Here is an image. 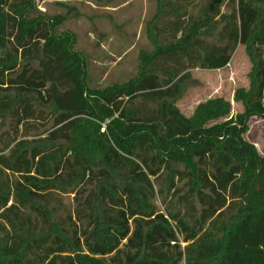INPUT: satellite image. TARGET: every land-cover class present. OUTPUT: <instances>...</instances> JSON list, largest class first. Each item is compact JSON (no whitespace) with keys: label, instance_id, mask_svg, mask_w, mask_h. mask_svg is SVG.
Returning <instances> with one entry per match:
<instances>
[{"label":"trees","instance_id":"1","mask_svg":"<svg viewBox=\"0 0 264 264\" xmlns=\"http://www.w3.org/2000/svg\"><path fill=\"white\" fill-rule=\"evenodd\" d=\"M38 1L0 0V127L40 131L0 148V264H264V155L245 136L264 118V0H157L152 49L106 87L63 29L79 8ZM239 45L243 111L219 96L185 115L191 69Z\"/></svg>","mask_w":264,"mask_h":264},{"label":"rangeland","instance_id":"2","mask_svg":"<svg viewBox=\"0 0 264 264\" xmlns=\"http://www.w3.org/2000/svg\"><path fill=\"white\" fill-rule=\"evenodd\" d=\"M59 3L77 6L83 14L80 18L68 20L63 29L76 33L77 48L87 57L92 85L106 87L128 80L137 73L141 50L152 49L146 23L156 11L157 0H115L112 4L96 0L38 1L39 7L50 14L65 12ZM251 68L252 63L243 45L238 46L224 68H192V79L184 97L177 102L178 107L190 116L200 102L223 96L231 100L233 114L243 111L242 104L234 100V93L239 87H248ZM249 124L250 130L245 136L264 155V118L253 117ZM40 130H43L42 126ZM38 131L39 128H31L16 132L5 123L0 127V148L17 137H32ZM72 198L67 197V203H71ZM156 203L159 210H165L160 195Z\"/></svg>","mask_w":264,"mask_h":264}]
</instances>
